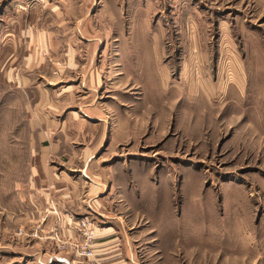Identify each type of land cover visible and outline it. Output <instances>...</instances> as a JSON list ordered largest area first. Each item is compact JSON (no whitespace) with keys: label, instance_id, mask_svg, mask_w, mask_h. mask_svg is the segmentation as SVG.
Listing matches in <instances>:
<instances>
[{"label":"rangeland","instance_id":"obj_1","mask_svg":"<svg viewBox=\"0 0 264 264\" xmlns=\"http://www.w3.org/2000/svg\"><path fill=\"white\" fill-rule=\"evenodd\" d=\"M30 52L47 95L98 64L78 91L107 114L89 167L105 185L85 209L53 192L24 204L26 96L2 77ZM115 222L134 264H264V0H0V264L33 263L35 239L76 263Z\"/></svg>","mask_w":264,"mask_h":264},{"label":"crops","instance_id":"obj_2","mask_svg":"<svg viewBox=\"0 0 264 264\" xmlns=\"http://www.w3.org/2000/svg\"><path fill=\"white\" fill-rule=\"evenodd\" d=\"M18 60L22 63L17 67L23 66L24 68L19 69V71L16 69L12 71L13 67H10L9 70L5 68L2 78L8 90L20 89L26 96L23 110L27 114L25 125L29 136L28 149L31 152V158L35 157V160L29 164L27 179L25 180V185L28 187L21 193L26 198L24 204L31 203V197L38 199L37 203L44 204L47 202L46 197L53 192L66 199L70 204L76 202L80 209H85L88 204L92 206L90 200L97 197L105 185L100 179L99 172L89 170V167H93L91 150L101 139V137L96 136V130L100 128V125H97L93 119H102L107 114H103L96 103H86L85 94L80 97L78 90L80 88L90 90L98 85L101 79L98 64L91 63L88 66L84 64L81 69V79L76 82L78 85L76 89H74L72 82H68L60 89L57 88L54 93L47 95V91L52 92L53 89L50 90L41 85L44 84V77H42L41 84L38 81L35 82L27 65L32 61V65L36 63L41 71L44 70L41 68L42 55L37 54V52H30ZM53 82L52 80L50 83ZM50 98L53 101V106L50 104L52 102L49 101ZM63 101L73 104V110L63 114ZM47 106L50 111L45 109ZM102 120L108 119L105 117ZM81 135L85 138L88 137L93 143L91 144L90 141L80 146L77 139ZM76 165L81 167L79 168L81 173L71 174L68 167H76ZM68 172L69 174H66ZM73 175L89 179V186L83 187L85 189L80 193L85 199L80 201L75 199L80 195L78 193L80 191L79 178L72 179ZM99 202L97 203L100 204ZM122 225L124 226L125 223L93 225L91 227L95 230L94 241L91 244L93 252L88 257L78 256L76 263L74 256L67 251L52 247L44 241L38 242L35 239V244L30 246L34 255L31 264H134L136 262L134 243L130 241L129 234L120 233ZM62 228L66 229L67 234L71 236L75 226L65 222Z\"/></svg>","mask_w":264,"mask_h":264},{"label":"built area","instance_id":"obj_3","mask_svg":"<svg viewBox=\"0 0 264 264\" xmlns=\"http://www.w3.org/2000/svg\"><path fill=\"white\" fill-rule=\"evenodd\" d=\"M82 253L84 254V253H87L85 250H82Z\"/></svg>","mask_w":264,"mask_h":264}]
</instances>
